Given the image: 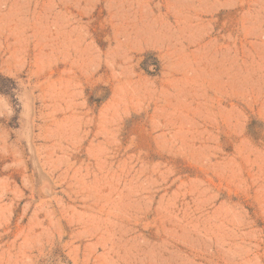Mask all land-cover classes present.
<instances>
[{"label": "rangeland", "instance_id": "obj_1", "mask_svg": "<svg viewBox=\"0 0 264 264\" xmlns=\"http://www.w3.org/2000/svg\"><path fill=\"white\" fill-rule=\"evenodd\" d=\"M0 264H264V0H0Z\"/></svg>", "mask_w": 264, "mask_h": 264}]
</instances>
